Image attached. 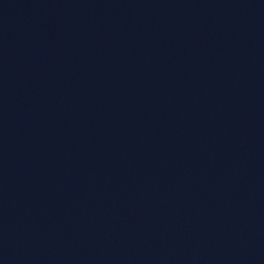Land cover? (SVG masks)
Listing matches in <instances>:
<instances>
[{
  "label": "water",
  "instance_id": "95a60500",
  "mask_svg": "<svg viewBox=\"0 0 264 264\" xmlns=\"http://www.w3.org/2000/svg\"><path fill=\"white\" fill-rule=\"evenodd\" d=\"M0 264H264V41L0 45Z\"/></svg>",
  "mask_w": 264,
  "mask_h": 264
}]
</instances>
